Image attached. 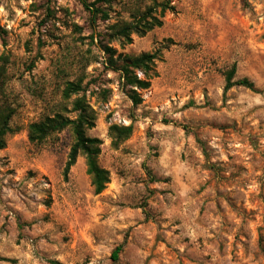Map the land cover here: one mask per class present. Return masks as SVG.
Masks as SVG:
<instances>
[{
  "label": "rangeland",
  "instance_id": "374dc122",
  "mask_svg": "<svg viewBox=\"0 0 264 264\" xmlns=\"http://www.w3.org/2000/svg\"><path fill=\"white\" fill-rule=\"evenodd\" d=\"M141 1L113 0L98 31ZM172 1L161 27L110 44L128 55L161 50L134 106L86 39L79 0H0L15 109L0 150V264H264V0ZM233 66V80L256 91L225 90ZM78 80L97 112L87 134L102 140L99 163L111 175L100 194L84 157L64 177L69 130L41 146L28 139L30 123L71 108L63 90ZM111 124L134 127L117 149Z\"/></svg>",
  "mask_w": 264,
  "mask_h": 264
},
{
  "label": "trees",
  "instance_id": "16d2710c",
  "mask_svg": "<svg viewBox=\"0 0 264 264\" xmlns=\"http://www.w3.org/2000/svg\"><path fill=\"white\" fill-rule=\"evenodd\" d=\"M82 6L89 13V29L91 34L86 36L91 43L99 46L105 54V67L111 69L120 76V83L134 106L140 105L143 98L140 91L147 90L151 86V80L157 75L155 61L160 58L161 50L155 52H142L139 55H128L118 53L110 44L119 41L122 46L131 44L134 36L143 37L148 32L163 25V18L167 12H174L176 7L172 0H142L138 6L129 9L128 18L117 21L108 27L106 32L98 31L99 21L110 19L109 11L112 8L113 0H79ZM47 15H52L49 6ZM44 22L46 20H43ZM43 22V23H44ZM78 28V26H76ZM81 29V28H80ZM95 45V44H94ZM89 52V51H88ZM9 57H0V150L6 148L7 137L13 133L11 120L15 109L9 104L6 94L7 65ZM34 63L31 64L33 66ZM236 66H233L226 74L225 90L233 86H244L252 91H256L253 82L247 78L233 80ZM141 72L143 77L138 74ZM84 92L82 80L68 81L63 90L64 100L71 104L69 109L63 106L52 115H46L42 119L32 122L28 126V139L31 144L41 146L53 136L69 130L73 141L69 149L67 161L64 167V177L68 175L72 167L77 163L79 157L85 158L86 173L91 179V185L95 194L102 193L107 184L111 181L109 170L99 163L101 155L102 140L87 134L88 130L96 125L97 112L90 105ZM74 96V97H73ZM71 114H74L71 116ZM134 127L130 125L111 124L108 135L111 138V146L114 149L128 140L133 133ZM123 245H119L112 253V259L117 260ZM0 260H4L0 258ZM58 264L57 262H50Z\"/></svg>",
  "mask_w": 264,
  "mask_h": 264
}]
</instances>
